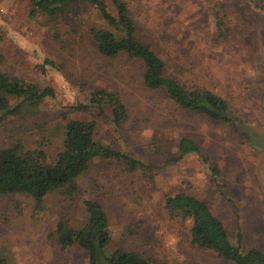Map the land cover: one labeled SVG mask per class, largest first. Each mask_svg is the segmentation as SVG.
I'll list each match as a JSON object with an SVG mask.
<instances>
[{"label":"rangeland","instance_id":"1","mask_svg":"<svg viewBox=\"0 0 264 264\" xmlns=\"http://www.w3.org/2000/svg\"><path fill=\"white\" fill-rule=\"evenodd\" d=\"M124 1L140 39L164 60L165 76L221 95L264 144V0ZM30 13L29 0H0V70L51 87L55 96L35 112L1 122L0 146L21 139L53 160L67 118L94 119L97 140L156 168L128 172L115 160L95 158L75 180L74 196L55 190L37 205L26 193L0 195V257L9 264H89L79 245L61 247L56 226L60 220L82 226L83 201L91 199L108 217V252L121 247L161 264H233L193 245L189 220L170 217L165 199L180 192L205 200L232 240L239 230L244 248L264 252V149L248 143L233 122L146 88L143 69L125 56L100 54L86 33L104 26L95 9L59 23ZM99 88L117 92L125 104L120 131L106 113L65 108ZM181 138L199 151L165 163L177 157Z\"/></svg>","mask_w":264,"mask_h":264},{"label":"trees","instance_id":"2","mask_svg":"<svg viewBox=\"0 0 264 264\" xmlns=\"http://www.w3.org/2000/svg\"><path fill=\"white\" fill-rule=\"evenodd\" d=\"M108 1L113 11L109 10L107 0H29L30 14L42 13L59 23L67 18L72 19L79 11L95 9L104 26H90L86 33L100 54L107 57L125 56L143 69L142 79L146 88L163 89L169 99L185 109L204 113L214 120L233 122L248 143L264 149V144L260 142L261 133L243 121L221 95L204 88H185L166 77L164 60L138 36L136 22L127 3L124 0ZM55 35L59 36L58 30H55ZM44 62L53 64L48 59ZM54 96L51 87H40L0 70V123L15 115L35 112L43 101ZM65 108L68 112L87 113L94 110L99 114L106 113L116 131L121 130L127 116L120 95L105 88L91 91L86 102H75ZM95 130L94 119L67 118L63 125L61 146L53 160L47 158L42 148H25L21 139L0 146V195L26 193L37 205L55 190H61L68 197L74 196L78 192L75 180L95 158L115 160L128 172L152 171L156 168L97 140ZM177 149V157L166 159L165 163L199 151L188 138H181ZM211 170L217 174L215 167H211ZM83 206L87 218L82 226L70 227L63 220L58 221L57 241L61 247L79 245L87 252L89 264H161L143 253L121 247L108 252L106 246L111 240V233L107 214L95 200H85ZM164 207L170 217L180 216L182 220H189L193 245L233 264H264V252L244 248L239 230L232 240L224 223L205 200L180 192L167 196ZM0 264L9 263L0 257Z\"/></svg>","mask_w":264,"mask_h":264}]
</instances>
